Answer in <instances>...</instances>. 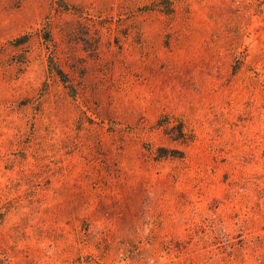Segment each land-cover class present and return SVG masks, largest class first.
<instances>
[{
	"label": "rangeland",
	"instance_id": "rangeland-1",
	"mask_svg": "<svg viewBox=\"0 0 264 264\" xmlns=\"http://www.w3.org/2000/svg\"><path fill=\"white\" fill-rule=\"evenodd\" d=\"M0 264H264V0H0Z\"/></svg>",
	"mask_w": 264,
	"mask_h": 264
},
{
	"label": "trees",
	"instance_id": "trees-1",
	"mask_svg": "<svg viewBox=\"0 0 264 264\" xmlns=\"http://www.w3.org/2000/svg\"><path fill=\"white\" fill-rule=\"evenodd\" d=\"M55 72H56V74L64 81V82H66V75H65V73H64V71L63 70H61V69H53ZM178 133L176 134V133H174V138L176 139V140H182V141H188L190 138H192V137H188L189 135L188 134H186V133H184V130L183 129H181V130H179V131H177Z\"/></svg>",
	"mask_w": 264,
	"mask_h": 264
}]
</instances>
